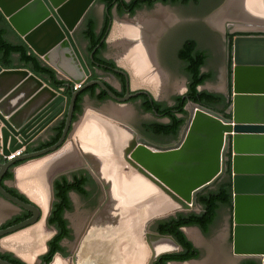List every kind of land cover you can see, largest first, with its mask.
Wrapping results in <instances>:
<instances>
[{
    "label": "water",
    "instance_id": "95a60500",
    "mask_svg": "<svg viewBox=\"0 0 264 264\" xmlns=\"http://www.w3.org/2000/svg\"><path fill=\"white\" fill-rule=\"evenodd\" d=\"M94 1L0 0V12L12 30L59 79L71 84V98L66 107L64 95L27 69L0 66V157L4 161L0 163V196L32 214L20 223L0 229L1 239L36 225L43 216L42 208L34 201L25 203L7 193L1 178L17 162L24 166L51 156L58 159L67 145L76 96L89 85H83L88 71L72 34ZM231 59V89L226 92L229 119L188 102V124L178 144L155 149L138 142L131 133L132 139L120 157L166 200L188 212L196 203V195L224 173L225 154L230 152L231 252L236 258L257 259L264 264V35L235 37ZM115 71L123 74L129 83L124 70ZM94 83L116 101L124 102L130 97L127 93L118 98L102 82ZM74 86L80 87L74 90ZM65 110L64 127L55 144L7 159L17 150H25L42 133L49 113L57 117ZM79 158L91 164V156ZM54 178L50 182L51 199ZM47 217L45 223L50 227ZM155 219L158 218H146L143 227ZM183 233L193 246L197 245L184 230ZM155 238L168 239L178 249L170 236L156 235ZM158 255L150 254L146 264H152ZM0 264L12 263L0 259Z\"/></svg>",
    "mask_w": 264,
    "mask_h": 264
},
{
    "label": "flooded vegetation",
    "instance_id": "af4514ba",
    "mask_svg": "<svg viewBox=\"0 0 264 264\" xmlns=\"http://www.w3.org/2000/svg\"><path fill=\"white\" fill-rule=\"evenodd\" d=\"M125 3H130L131 1H134L133 4L135 5L138 0H123ZM210 0H198V1H188L187 3H184L183 1H178L175 3H162V2H154L151 6H148L146 3H142L141 6L135 10L133 13V17H135L137 14L141 13L143 10H149L153 8H158L159 7H164L166 10H169L170 8H175V7H200L202 4H208ZM226 0H220L214 4L211 5L212 2H210V7L214 6L212 8V11L207 15L205 18L200 19L201 22L203 23H208L207 19L211 17L217 10H219ZM96 9V12L93 11ZM123 16H130L127 9L123 11L122 14H119L117 12L116 6H113L111 9L106 6V4L100 3L98 0H95L93 5L90 7V9L87 11L86 15L82 19L81 23L79 26L76 28V30L73 32L72 37L73 40L80 52V55L84 61V64L87 68L88 75L83 83V85L89 84L86 88H84L81 92H79L76 96V100L79 96H81V101H80V106H81V113L78 114L76 119L73 121V117L75 115V106L72 112V120H71V127H70V133L75 127V124L77 120H79L80 117L83 119L85 116L87 117H94L100 121H103L104 123H107L108 125L114 127L115 129L119 130V132H122L125 136L123 146L120 150V154L125 150L128 141L132 139V134L134 135V138L138 142H144L147 144V146L155 149H166V147H171L173 145L178 144L185 133L186 126L188 124V119L190 115L189 109H186L187 103L191 102L187 95V84H188V76L186 73L185 69V64L181 61L179 57V53L185 43L187 41H193L195 46L194 50L196 51H205L207 54V59L205 65L200 69L202 73H209L210 71H204V68L207 65L208 62V52L204 49H201L199 47L198 40L195 38H186L183 40H178L173 44V48H175V57L179 66V70L183 75V81H179V85H166L168 84L167 82H164V85L162 86L161 91L159 90L156 95L152 91L151 88L145 86V85H134V78L132 76V72L130 71L131 68L127 67L128 65H125L124 63H119V59L116 58V56H112L110 53L109 49V39H114L117 36L120 37L122 43H124L123 39L121 38L120 34L119 35H114L112 37V32L114 29V25L116 24V19L117 18H122ZM93 18L95 21V27H94V32L97 35L98 39L97 41H89L83 36V30L85 29V23L87 18ZM214 17V16H213ZM126 19V18H124ZM229 23H226L225 26L223 25L222 32L220 33L221 40L225 43V55H226V76L223 74L222 78V86L223 90L222 92H210L208 90H204V85L207 84L208 82H212L213 78L215 77L212 72V79L208 80L205 82L203 85H200L197 87L198 91H207L210 93H218L223 95L226 98L227 101V96L226 92H230L231 89V79H229V59L231 58V53H232V42L237 36H259V35H264V27H259V28H251L243 26L239 22L231 21L228 20ZM180 22V21H179ZM172 23V21H171ZM175 24V23H174ZM173 24V25H174ZM171 25H166L164 29L161 31V33L155 38L153 45V55H154V60L156 63V66L158 70L161 72L163 75V78L166 81H168V77L166 74L165 67L162 65L161 60H164V56L166 55V46L169 45V40L166 39V33L168 32L167 30L170 28ZM110 27V28H109ZM105 28L107 30L106 34L103 35ZM242 28V29H240ZM121 45L123 46V49L125 50L123 52V56L126 53V47L124 44ZM91 49L89 50V48ZM152 47V46H151ZM16 58V57H14ZM232 60V59H231ZM14 65H17V62L14 63ZM232 68V65H231ZM130 69V70H129ZM115 70L122 71L124 70L128 77L129 80L127 83L126 78L123 74L116 72ZM232 73V70H231ZM58 80L59 79L57 75ZM224 79V81H223ZM63 81V86L62 88H57L54 89L58 91V93L64 95L66 97V107L69 105V99L71 98V84H69L67 81ZM102 82L106 88L113 93L116 97L122 98L124 97L127 93L130 95L128 100L124 102H119L116 101L108 95V92L101 88L99 85H97L94 82ZM137 82V81H136ZM68 84V85H67ZM168 86V87H167ZM75 87V86H74ZM80 87V86H79ZM77 87L76 90L79 88ZM74 89V88H73ZM75 90V89H74ZM181 97V100L178 101L177 98ZM75 100V104H76ZM183 105L184 110L186 111V114L184 116L182 115H177L178 117H183L185 119V123L180 126L179 130L177 131L176 135L174 137L159 134L154 131V125L157 124H167L169 123V119L164 115V112L160 110V108H156L155 104L158 103L159 105L163 106L164 108L167 107H172L176 105L178 102ZM185 102V103H184ZM228 102V101H227ZM87 114V115H86ZM97 116V117H96ZM65 117H66V110L63 114L54 117L51 113H49L45 117V123L47 124L42 133L32 142L30 143L25 150H23V153H30V152H35L42 150L44 148H40L42 144L49 142L51 138L55 135V129L62 123H65ZM120 126H124L120 127ZM2 127V123L0 122V128ZM64 127V126H63ZM128 130V131H127ZM132 133V134H131ZM49 147V146H48ZM47 148V147H45ZM31 149V151H29ZM22 153V154H23ZM228 152L225 154V159L226 161L228 160V157L226 156ZM82 156V154L74 153V163L70 164L71 166L64 167L59 165L55 170H53V176L55 178L53 179V183L55 180L60 179L62 177H65L68 182H73L74 177H82V176H88L89 181L85 185V190L88 192V195L83 196L81 195L84 199L88 200H93V208L92 210L87 214V217L85 218L83 222V226H81L78 229H75L73 226V223L67 220L66 214L70 211H66L64 213V219L67 221V228L70 231V237L69 238H64L59 241V246L61 247L62 251L61 252H54L49 260H46L45 257L48 256L50 252V248L48 246V243L54 239V237L58 234L56 228L50 226L54 232L45 238V245H43L42 250L38 252L35 255H32V259L30 262L22 258L16 251L3 247V241L17 235L18 233H15L13 235H8L4 237L3 239L0 238V259L8 261L12 264H78V261L80 260V254L82 251L87 250L88 243L91 242V238L89 236V232L91 228L93 227L94 223H101V224H107L108 220L105 218L107 217V209H110L111 204L110 198H109V190H110V185L108 182H105L103 179L99 178V176L94 173L95 168L93 167L92 164H87V162L84 159L79 158ZM122 156V155H120ZM121 159V157L119 158ZM43 160V159H42ZM41 160V161H42ZM122 160V159H121ZM47 161V160H45ZM78 161V162H76ZM3 159L0 157V163H3ZM38 162V161H37ZM55 162H50V164L54 165ZM123 167L122 168L125 172L133 170L127 163L122 161ZM226 163V162H225ZM22 162H17L15 165L9 167L5 173L3 174L1 178V185L3 189L9 193L11 196L16 197L17 199L25 202V203H30V201L36 202L40 207L41 204L38 203L34 197L38 196L35 191L28 189L27 187H24L22 184H20L18 180V174L20 170H27V167L30 166L29 164L22 166ZM128 167V168H127ZM127 168V169H126ZM57 169H61L56 171ZM129 169V170H128ZM29 170V169H28ZM27 170V171H28ZM226 171V170H225ZM225 171L224 173L220 176L218 180H216L211 186L213 190L216 188V185L218 182L221 181V179L225 178ZM131 172V171H130ZM30 173V172H27ZM12 174L11 178H8L7 175ZM137 174V173H136ZM29 174H26L28 176ZM138 175V174H137ZM25 176V177H26ZM53 178V177H52ZM52 180V179H51ZM51 182V181H50ZM26 185H28L26 183ZM53 185V184H52ZM209 186L208 188H210ZM53 188V186H52ZM208 188L202 190L201 193H206L208 192ZM208 190V191H207ZM212 191V190H211ZM31 192V193H29ZM33 193V194H32ZM74 193L76 194L77 192H69L68 196L71 202V194ZM196 200V198H195ZM54 201V193H53V199L52 203ZM197 208H199V212H185L184 213H178L174 214L168 217H162L155 219L145 225L143 227V224L145 222H142L141 227L139 229V234H138V239L141 242V244L148 250V256L152 252V240L155 238L156 235L160 236H170V235H163L158 232V227L159 223L162 221H168L170 219H175L178 216H187L189 214H199L201 211V207L195 203L194 204ZM52 206V204H51ZM72 206V202H71ZM106 207V208H105ZM109 207V208H108ZM42 208V207H41ZM43 209V208H42ZM51 211V209H50ZM109 213V212H108ZM25 216L24 220L28 219L31 217V213H29L26 210H23L19 208L17 205L11 203L7 199L3 198L0 196V220L4 218L2 221H0V229L7 228L9 226L15 225L14 224H9L8 223L14 219L17 216ZM50 215V212H49ZM48 215V216H49ZM93 216V217H92ZM217 216H218V211H217ZM48 219V217H47ZM90 219V220H89ZM102 219V220H101ZM217 219V217H216ZM215 219V221H216ZM41 221V220H40ZM40 221L36 224L38 225ZM214 223L209 227L207 232H202L198 227H195L197 230L202 232L203 234L209 233L210 229L212 226L215 224ZM89 222V223H88ZM6 225V226H5ZM34 225V226H36ZM33 227V226H32ZM102 227V225H100ZM31 228V227H30ZM28 228V229H30ZM105 228V227H104ZM191 228V227H181L180 231L183 233V230L186 232L185 229ZM193 228V227H192ZM84 229V230H83ZM27 230V229H26ZM78 232H77V231ZM232 230V228H231ZM25 231V230H24ZM23 230L20 231L24 232ZM85 231V232H84ZM191 232V231H190ZM184 234V233H183ZM187 234V233H186ZM185 235V234H184ZM188 235V234H187ZM186 236V235H185ZM191 239L193 240L192 233H190ZM171 237V236H170ZM173 238V237H172ZM187 238V237H186ZM90 239V240H89ZM229 243L231 244V234L229 236ZM93 240V239H92ZM174 240V239H173ZM88 241V242H87ZM175 241V240H174ZM86 242V243H85ZM176 242V241H175ZM191 242V241H190ZM83 243V244H82ZM158 243V244H157ZM153 245V248L155 249V253L160 251L157 250V245L160 243H166L169 245L170 249L169 250H174V246L171 245L170 242L168 241H158ZM177 243V242H176ZM197 244V243H196ZM171 245V246H170ZM178 249L176 248L174 251L171 253H164L158 255L152 264H155L156 261L161 256H164L166 254H177L182 252V248L180 245L177 243ZM193 245V244H192ZM47 247V248H46ZM84 247V248H83ZM172 248V249H171ZM198 250V257L196 259H191L188 261L184 262H177V261H168L166 264H180V263H186L190 261H194L200 258V250L198 246H194ZM82 249V251H81ZM151 250V251H150ZM79 252V253H78ZM230 254L233 256L231 252V246H230ZM34 256L36 259H34ZM60 256V257H59ZM95 259H85L86 262L83 264H98L97 261L98 259L97 256H93ZM150 258V256H149ZM148 258V260H149ZM97 260V261H96ZM246 259H243V261ZM257 260V259H255ZM93 261V262H92ZM258 261V260H257ZM148 262V261H147ZM146 262V263H147Z\"/></svg>",
    "mask_w": 264,
    "mask_h": 264
},
{
    "label": "bare ground",
    "instance_id": "6f19581e",
    "mask_svg": "<svg viewBox=\"0 0 264 264\" xmlns=\"http://www.w3.org/2000/svg\"><path fill=\"white\" fill-rule=\"evenodd\" d=\"M223 18H229V20L239 22L246 27H264V5L261 0H227L223 8L215 12L208 19V22L210 25L218 28L221 27L220 24H222ZM171 21H173L171 15L164 8L159 7L152 15H138L133 19L123 20L119 25L114 27V31L112 32V35L116 36L120 34L123 38L124 43L122 44L126 47V53L123 57L126 60L125 64L128 65L127 67L131 68V70H129L132 72L134 78L133 84L145 85L151 88L155 94L158 93L164 83H162V74L158 70L154 60L152 44L164 27L170 24ZM80 127H83L81 129L82 131L79 130ZM78 131L81 132L77 134ZM123 136L125 135L122 132H119V130L107 123L94 117L85 116L77 127L74 135L75 142L80 144V148L77 149V146L71 144L72 147L76 148V150H74L77 151L78 154L86 155L88 158H90V156L92 157L90 159L91 164L95 168V173L99 178L108 182L110 185L108 193L109 198L113 201L114 205H116L114 207H117L119 210L111 216L112 207L110 206V209H107L109 210L106 214L107 219L119 221L123 216H126V214L144 207L146 208V215L157 218L168 217L176 212L182 211L183 209H181L179 205L166 200L158 189L140 175H137L136 172L129 169L128 172H125L122 169L125 166L123 167L122 160L119 158L121 153L120 150L125 140ZM69 147H66L64 150L65 152H63L66 156L71 153L67 159H72L74 161V153L71 152L72 150H70L71 148ZM62 158L61 155L58 159L54 158L51 160V162L53 161L57 164L62 161L63 163L64 160ZM110 158H114V161H110ZM47 159L49 158H45L42 161ZM40 161L41 160L38 162ZM34 163H36V161L29 163V165ZM33 166H31V168ZM48 186L51 196L50 182ZM46 217L47 214L45 220ZM135 221L136 218L134 217L130 218L128 221H122L120 223V228L115 231V236L113 237L114 244L110 247H104V242L101 239L100 242H102V244L100 245L103 246L101 249H99L96 242L92 240L94 235L101 228L94 223L89 232L91 242L88 243L87 248H85L88 250V259H95L93 257L95 255L97 256L96 259H98V261H96L98 264H146L150 256H148L147 249L136 242L137 240L133 238L134 235L132 236L130 232L131 225H133ZM141 224L142 223L139 225V229ZM188 236H190V233ZM158 241H168L174 246L168 239L154 238L151 245V255L173 251L169 250L170 247L168 244L160 243L156 246L157 250L160 251L155 253L154 251L156 248L154 249L153 245ZM175 249L176 247L174 246V250ZM81 253L83 254V251ZM34 259H36L35 256Z\"/></svg>",
    "mask_w": 264,
    "mask_h": 264
},
{
    "label": "rangeland",
    "instance_id": "374dc122",
    "mask_svg": "<svg viewBox=\"0 0 264 264\" xmlns=\"http://www.w3.org/2000/svg\"><path fill=\"white\" fill-rule=\"evenodd\" d=\"M218 1L220 0H210V2H212L211 5ZM261 1L264 5V0H261ZM210 2H208V4H202V6L197 7V8L189 6V7H175V8H170L169 10H166V8L163 7L171 15L173 21L172 23L169 24L171 26L167 30L168 32L166 33V39L169 40V45L166 46V55L164 56V60H161L162 65L165 67L168 81H166V77L164 79L162 75V83L167 82L168 84L166 85H172L173 83L175 85H179L180 83L179 81H183V75L179 70V66H178V63L175 57L176 50L175 48H173V44L177 42L178 40H183L186 38H195L196 40H198L199 47L201 49L206 50L209 55L208 62H207L206 67L204 68V71H210L215 76L212 82H208L207 84L204 85V90H208L210 92H215V91L222 92L223 74L226 76V74L224 73L226 72V68H225L226 55H225V43L221 40L219 32H222L223 25L225 26L226 23H229L228 21L229 18H223V22L222 24H220L221 27H218V28L213 25H210V23L208 22V19H207L208 23L201 22L200 19H203L207 15H209V13L212 11V8L214 7V6L210 7ZM223 6L219 10H221ZM157 7L159 8V6ZM156 9L157 8L143 10L141 11V13L137 14L136 16L152 15L155 13ZM93 11L96 12V9H94ZM124 18H126L127 20H130V19H133L134 17L133 16H128V17L123 16L122 18H117L115 27L119 25L123 20H125ZM9 40L11 42H15L16 41L15 36L10 35ZM121 43L122 41L119 36H117L114 39L110 38L109 39V49H110V53L112 54V56L113 57L116 56V58L119 59L120 61L119 63L125 64L126 60L123 57L124 49ZM81 118L82 117H80L79 120H77L75 127L72 130L71 135L68 139L67 145L64 147V149L60 153V156L62 155L63 157L62 159L64 160L63 163L61 161V163L58 162L57 164L55 163L54 165L50 164L51 160L55 158L54 156H53L54 158L51 156V157H47L49 158L47 159V161H40V162L36 161V163L28 166L27 170L29 169L28 171L30 172L28 173L29 174L28 176L25 175L28 172L27 170L19 171L18 180L20 184H22L24 187H27L28 189L35 191L36 194L38 193L37 195H39V197L35 196L34 199L38 203L41 204V207L43 208L42 209L43 216L38 225L33 226L30 229L25 230L24 232H21V233L18 232L17 235L4 240L2 243H3V247H7V248H10L16 251L22 258H24L28 262L31 261L32 255H35L38 252H40V250H42L44 242H45V238H47L54 232L52 228L48 227L46 223H44L45 216L46 214L47 215L49 214L50 205L52 204V199L50 196L48 183L51 181L53 177L52 175L53 170H55L59 165L68 168L69 166H71L70 164L74 163L72 159L71 160L67 159L69 155H71V153L66 156V154H64L65 152L64 150L66 147L70 146L69 148H71L70 149L72 150L71 152L75 153L76 155L77 153V151H75L76 148L72 147V145L77 146V149L80 148V144L78 142L77 143L75 142L74 135L77 130V127L82 121ZM82 128L80 127L79 130H81ZM81 131H78L77 134H79ZM33 165H36V166H33ZM31 166H33L32 167L33 169L31 168ZM58 170H61V169H57L56 171ZM26 183L28 185H26ZM208 190L209 191L213 190L212 186L208 188ZM94 200L95 199L93 200L84 199L78 193L71 194L72 210L66 214V218L68 221L73 223V226L75 227V229H78V231H79V228L83 226V222L85 218L87 217V214L92 210L93 205H94L93 203ZM110 204L112 207L111 216H113L114 213H116L119 209L117 207H114L116 205H114L113 201L111 200H110ZM145 209L146 208L144 207V208L135 210L131 213H128L126 214V216L122 217L123 219L121 218L119 221H115L114 219L110 220V219H107V217H105L108 220V222H106L107 224L95 223V225L96 226L98 225L99 227L100 225H102V227L98 230V232L93 237V240L96 242L97 247L99 249L103 247L100 245L102 244V242H100L101 239L104 242V247H110L112 244H114L113 237L115 236L114 235L115 231L120 228V223L122 221H128L132 217L136 218V221L133 225H131L130 232L132 236L134 235L133 238L137 240L136 242H138L141 246H143L138 239V234H139L140 223H142L144 219L150 217L149 215L145 214ZM190 212L198 213L199 208L193 205L191 207ZM178 213L179 212H177L176 214ZM180 213L185 214V212H180ZM231 215H232L231 209L226 208V207H221L218 210V216L215 221V224L212 226L209 233L207 234H203L202 232L197 230L195 227L185 229L188 235L189 233H192V236H193L192 238L197 243L201 256L197 260L186 262V263H180V264H240L243 261V259L236 258L230 254L231 244L229 243L228 238L231 234V228H232ZM3 219L4 218H2L0 221H2ZM189 237L191 238V236ZM86 258L88 259V250H84L83 254L82 253L80 254V260L78 264H83L84 262H86L85 261ZM33 262L34 261L32 259L31 263Z\"/></svg>",
    "mask_w": 264,
    "mask_h": 264
},
{
    "label": "trees",
    "instance_id": "16d2710c",
    "mask_svg": "<svg viewBox=\"0 0 264 264\" xmlns=\"http://www.w3.org/2000/svg\"><path fill=\"white\" fill-rule=\"evenodd\" d=\"M100 3L106 4L109 9L116 6L117 12L122 14L127 9L129 15H133L136 9H138L142 3H146L151 6L154 2L162 3H175L183 1H198V0H138L134 5L125 3L123 0H98ZM95 21L89 17L85 23V29L83 30V36L89 41H97L98 37L94 32ZM107 32L106 28L103 33ZM14 35L16 41L11 42L9 36ZM194 42L187 41L179 53L181 61L185 64L186 73L188 76L187 92L188 99L195 104L201 105L209 110L219 113L226 119L231 117L228 113L229 102L226 98L218 93H210L207 91H198L197 87L203 85L208 80L212 79V73H202L200 69L205 65L207 54L205 51L194 50ZM91 47L89 48V50ZM16 57V58H14ZM17 62V65L14 63ZM231 65L232 60L229 59V79H231ZM0 66L4 69L11 68H24L40 78L45 84L52 89L62 88L63 81L57 79L56 72L50 67L44 65L40 59L29 49V47L21 40V38L12 30L2 13L0 12ZM178 101L181 97L177 98ZM81 96L76 100L75 104V115L73 121L77 118L76 116L81 113L80 106ZM177 101V102H178ZM185 103V102H184ZM156 108H160L164 115L169 119L167 124L154 125V131L174 137L179 130L180 126L185 123L183 117L186 111L179 102L172 106L164 108L158 103L155 104ZM64 122H62L56 129L55 135L49 142H46L39 146L45 148L55 144L60 138ZM31 151V149H29ZM228 160L226 161L225 178L221 179L217 183L216 188L206 193H198L196 195V203L201 207L199 214H189L187 216H178L175 219L168 221H162L159 223L158 232L163 235H170L180 245L182 252L177 254H166L161 256L155 264H166L168 261L184 262L191 259H196L199 255L198 250L194 248L192 243L186 238V236L180 231L181 227H198L202 232H207L209 227L214 223L217 217V211L221 207L231 209L232 207V189H231V166L230 157L231 154L228 152L226 155ZM8 178L12 177V174L7 175ZM89 181L88 176L74 177L73 182H68L65 177L57 179L53 183L54 201L51 206L50 215L48 216L47 223L49 226L56 228L58 234L52 239L48 246L50 252L45 257L49 260L54 252H61L62 249L59 246V241L64 238L70 237V231L67 228V221L64 219V213L72 209L71 202L69 199V192H77L83 196L88 195L85 190V185ZM25 216H17L12 219L9 224H14L24 220ZM6 226V225H5ZM240 264H260L255 259H246Z\"/></svg>",
    "mask_w": 264,
    "mask_h": 264
},
{
    "label": "built area",
    "instance_id": "2783aa9c",
    "mask_svg": "<svg viewBox=\"0 0 264 264\" xmlns=\"http://www.w3.org/2000/svg\"><path fill=\"white\" fill-rule=\"evenodd\" d=\"M78 86H75L74 89H76ZM23 153V149H19L16 152H14L13 154H11L9 157H7L8 160H11L15 157L20 156Z\"/></svg>",
    "mask_w": 264,
    "mask_h": 264
}]
</instances>
